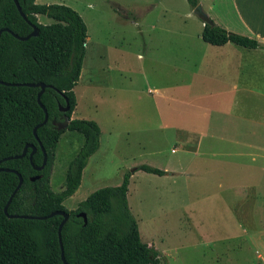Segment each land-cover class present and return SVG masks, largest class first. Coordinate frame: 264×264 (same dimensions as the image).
<instances>
[{"label":"trees","instance_id":"obj_1","mask_svg":"<svg viewBox=\"0 0 264 264\" xmlns=\"http://www.w3.org/2000/svg\"><path fill=\"white\" fill-rule=\"evenodd\" d=\"M195 9L200 0H188ZM22 16L14 0H0V30L9 28L19 36H28L33 24L39 34L28 39L17 38L10 31L0 35V79L10 83L49 85L41 98L49 113L38 102L41 90L37 86L0 83V160L19 155L26 144H34L22 158L0 163V167L20 172L23 184L8 208L10 214L34 216L64 211L69 218L62 229V243L69 264H160L161 253L141 239L139 225L128 200L132 175L143 170L158 175L170 172L150 164H140L125 172L119 185L101 187L82 200L74 209L64 201L75 194L82 182L83 170L89 158L100 147L101 126L92 119L72 118L78 99L75 87L79 83L87 52L88 26L79 11L64 3H37L19 0ZM46 15L52 23L40 22ZM204 21V20H203ZM202 38L213 45L228 42L260 48L252 37L239 34L217 24L211 17L204 21ZM50 85L52 87H50ZM69 104L68 128L59 129L58 122L66 114L61 108ZM74 131L82 135L83 143L69 163L64 186L54 191L51 174L61 135ZM45 149L48 160L42 170ZM39 176L36 180L34 177ZM19 176L12 171H0V264H65L59 226L62 215L46 219L9 217L5 207L18 186ZM85 213V217L80 215Z\"/></svg>","mask_w":264,"mask_h":264},{"label":"crops","instance_id":"obj_2","mask_svg":"<svg viewBox=\"0 0 264 264\" xmlns=\"http://www.w3.org/2000/svg\"><path fill=\"white\" fill-rule=\"evenodd\" d=\"M213 1L214 4L205 9L204 1L200 0L209 17L230 31L257 39L262 46L248 48L234 42L224 45L210 44L202 38L204 21L200 16H198L202 20L200 27L194 29L182 25L174 27L153 25L151 29L155 35L149 37L145 48L147 62L145 71L147 67L155 66L158 78L151 80L146 73L148 77L146 90L110 89L107 91L109 93L107 103L111 112L112 110L119 112L114 107L118 102L123 111L127 112L131 98L134 96L148 98L149 94L155 92L156 96L152 95L150 101L157 106L158 120L155 127L164 132L166 129H172L173 139L180 144L179 147L173 148L172 152L184 151L186 154L198 151L205 155V158L195 161L187 159L186 156H179L169 161L168 165L163 162L160 165L151 161L146 162L170 172L168 177L174 178V182L181 177L188 179L206 176V184L211 183L215 188H222L228 194H236L237 207L234 209V216L237 219L238 233L236 235L226 233L217 239L227 243L236 239L239 242L238 250L248 248L254 257L264 260V0H219L221 11L216 9L217 0ZM40 16L39 20L42 22ZM106 56L105 52L96 55L98 58L94 61V66L97 79L101 71H110V67H103L106 66L104 60ZM140 56L145 59L143 55ZM103 96L105 94L99 95ZM172 96L176 104L171 111L172 120L167 121L165 114L169 110L166 108V100ZM77 99L72 118L97 121L101 126V136L99 149L89 158L83 170L80 187L74 195L64 201L69 209L76 208L80 201L95 191L97 187H91V184L96 166L104 164L105 160L111 164L113 153L119 150L122 143L113 128L105 130L98 115L80 112L79 98ZM99 102H102V99L99 98ZM151 127L153 128V126L145 128ZM66 139L70 143L72 138ZM152 141L154 142L149 140L150 143ZM56 150L58 153V145ZM140 164L143 163L133 167ZM140 171L146 173L142 174L144 176L158 174L138 170L131 177L128 200L141 235V219L133 210L130 201L131 185L140 175ZM209 175L221 179L211 181L208 179ZM122 181L120 178L117 184H121ZM63 186L64 183L60 188ZM84 189H88L87 193L78 197ZM217 191L218 189H214L212 193ZM211 198L213 195L207 197V200ZM158 223L147 224L148 232L154 233L151 234L153 238L147 241L142 237L141 239L160 251V264H167L169 251L161 249V246L165 240L175 235L172 225L167 228L165 223L159 221ZM184 227L190 232L193 230L196 232L199 239L195 237L194 241L200 242L196 246L205 240L211 244L216 242L211 241L209 238L211 236L197 230V223L192 221L189 215L188 223L186 222ZM224 246L226 248L224 253L229 256L230 244Z\"/></svg>","mask_w":264,"mask_h":264},{"label":"rangeland","instance_id":"obj_3","mask_svg":"<svg viewBox=\"0 0 264 264\" xmlns=\"http://www.w3.org/2000/svg\"><path fill=\"white\" fill-rule=\"evenodd\" d=\"M203 1L205 9L214 4L213 0ZM38 3H64L83 16L88 26L89 39L81 78L75 87L79 110L92 116L98 115L105 130L113 128L123 143L113 153L111 164L105 160L104 164L96 166L91 187H97L96 190L99 187L119 185L117 183L120 178L122 181L125 172L138 163L159 167L146 161L168 165L169 161L179 156L195 161L204 160L205 155L198 151L186 154L184 151L172 152L180 144L173 139L172 129L164 132L155 127L158 120L157 106L150 102L152 95L156 96L155 92L149 94L148 98H131L127 112L123 111L119 102L114 106L119 112H111L107 103V91L110 89L146 90V73L151 80L158 78L155 66H149L145 71V48L149 37L155 35L151 29L153 25H182L193 29L200 27L202 20L188 0H40ZM215 3L216 9L221 11L219 0ZM40 18L44 24L53 22L46 15H41ZM99 52L107 55L104 59L106 66L103 67H110V71H101L97 79L94 61L97 60L96 55ZM102 94L105 96L99 97ZM99 98L102 102H99ZM166 104L169 111L165 118L170 121L173 118L171 111L176 104L173 96L166 100ZM148 126L153 128H145ZM66 138H72L71 144ZM82 140V135L74 131L67 130L62 135L51 176L53 190H61L60 185L65 182L69 163ZM149 140L154 142L150 143ZM140 172L131 185L132 208L141 219V237L144 241L154 235L148 232L147 224H159V221L165 223L167 228L172 225L175 236L165 240L161 246V249L169 251L167 264H264V260L254 257L250 249L243 247L238 250L239 242L236 239L229 243L217 239L226 233H238L237 219L234 216V209L237 207L236 194H228L222 188H215L211 183L206 184V176L188 179L181 177L174 182V178L168 177V174L160 177L147 173L149 176H144L142 174L146 173ZM208 179L220 181L221 178L209 175ZM214 189L218 191L213 194ZM87 191L88 189H84L78 197H82ZM211 195L213 198L207 200ZM187 214L197 223V230L211 236V241L216 240L214 244L205 240L196 246L200 243L194 241L195 237L199 239L196 232H190L184 227L188 223ZM226 244H230L229 256L224 253ZM156 246L158 247L157 243Z\"/></svg>","mask_w":264,"mask_h":264},{"label":"water","instance_id":"obj_4","mask_svg":"<svg viewBox=\"0 0 264 264\" xmlns=\"http://www.w3.org/2000/svg\"><path fill=\"white\" fill-rule=\"evenodd\" d=\"M19 11L21 12L22 16H24V18L27 19L25 13L22 11V7L19 3V0H14ZM195 12L198 16H200L204 21L208 22L210 20V17L209 15L207 14V12H205V10L203 9L202 5L199 4L196 8H195ZM3 31H10L12 32L17 38H20V39H28L29 37L31 36H35V35H38L39 34V28L33 24V31L28 35V36H25V37H22V36H19L18 34L14 33L13 31H11L9 28H4V29H1L0 30V35L2 34ZM0 83H3V84H6V85H27V86H37V87H40L41 90L38 94V102L40 104V106L44 109L45 111V119L42 123H39L35 128H34V134L36 136V138L39 140V137H38V128L41 127L42 125H44L48 119H49V113H48V110L46 109L45 105L42 103L41 101V98H42V95L45 91V89L49 86L47 85L46 83L44 82H37V83H10V82H5L3 80L0 79ZM50 87H52L50 85ZM65 113L70 109V106L69 104L66 106V107H62L61 108ZM69 123H70V116L66 113L64 115V120L61 121V122H58L57 123V126L59 129H66L68 128L69 126ZM42 148H43V145L42 143L40 142ZM29 148H32V152L30 153V158L32 159V156L33 154L35 153L36 151V146L34 144H26V146L24 147V150L21 154L19 155H15V156H9V157H6L4 159H1L0 160V163L5 161V160H9V159H13V158H22L24 157ZM44 150V160H43V163L41 166H36L35 168L37 170H42L46 164H47V160H48V156H47V153L45 151V149L43 148ZM12 171L14 173H16L19 178H20V181H19V184L18 186L16 187V189L14 190V192L12 193L11 197L9 198L8 200V203L5 207V212L9 215V217H21V218H36V219H46V218H49V217H52L54 215H62L63 216V220L62 222L60 223V226H59V237H60V242H61V248H62V260L65 264H69L66 260V257H65V250H64V245L62 243V238H61V234H62V229H63V226L64 224L66 223V221L68 220L69 218V214L67 212H64V211H54L48 215H44V216H34V215H25V214H10L8 213V208H9V205L11 204L15 194L17 193V191L20 189V187L22 186L23 184V181H24V178L22 176V174L20 172H18L17 170H14V169H10V168H3V167H0V171ZM37 178H39V176H36L33 178V180H36ZM80 215H83L85 217V221L87 222V216L85 213H80Z\"/></svg>","mask_w":264,"mask_h":264}]
</instances>
